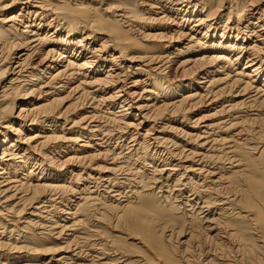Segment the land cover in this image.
Returning <instances> with one entry per match:
<instances>
[{
	"label": "bare ground",
	"instance_id": "6f19581e",
	"mask_svg": "<svg viewBox=\"0 0 264 264\" xmlns=\"http://www.w3.org/2000/svg\"><path fill=\"white\" fill-rule=\"evenodd\" d=\"M0 264H264V0H0Z\"/></svg>",
	"mask_w": 264,
	"mask_h": 264
},
{
	"label": "rangeland",
	"instance_id": "374dc122",
	"mask_svg": "<svg viewBox=\"0 0 264 264\" xmlns=\"http://www.w3.org/2000/svg\"><path fill=\"white\" fill-rule=\"evenodd\" d=\"M17 106H19V103L16 104V107H17ZM69 118H70V117H68V119H69ZM67 123H68V124H67ZM67 123H66V125H65L66 127L69 126V125L71 124V123H69V122H67ZM105 225H107V224H105ZM107 226H109V225H107ZM107 226H105V228H106ZM113 233H116V232H113ZM108 234H109V233L107 232L106 235H108ZM116 234H119L121 237L124 238V237H126V235H128V232H126V231H122V233H116ZM125 234H126V235H125ZM162 238H163V236H162ZM185 239H187V238H182L181 241H183V240H185ZM44 241H46V242H44ZM44 241H41L42 245H45V244H46V245H49V244H47V243H50V240L45 239ZM126 242H127V240H126ZM131 242H132V240L128 241V243H131ZM133 242H134V243H133ZM133 242H132V244H135V243H136V241H133ZM170 243L172 244L173 242L171 241ZM188 245L190 246L191 243H188ZM135 247L138 248L139 246L136 245ZM138 249H139V248H138Z\"/></svg>",
	"mask_w": 264,
	"mask_h": 264
}]
</instances>
